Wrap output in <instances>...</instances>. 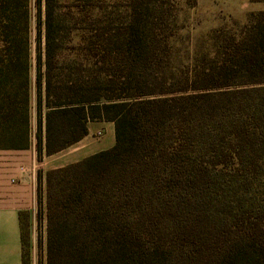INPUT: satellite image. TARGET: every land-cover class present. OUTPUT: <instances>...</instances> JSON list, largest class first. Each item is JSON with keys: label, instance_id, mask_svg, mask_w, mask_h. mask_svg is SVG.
<instances>
[{"label": "trees", "instance_id": "1", "mask_svg": "<svg viewBox=\"0 0 264 264\" xmlns=\"http://www.w3.org/2000/svg\"><path fill=\"white\" fill-rule=\"evenodd\" d=\"M62 1H32L31 57L30 0H0V150L34 141L41 161L114 125L110 149L37 173L46 264H264V10L181 71L162 66V0H128L123 20ZM161 80L182 87L146 98Z\"/></svg>", "mask_w": 264, "mask_h": 264}, {"label": "rangeland", "instance_id": "2", "mask_svg": "<svg viewBox=\"0 0 264 264\" xmlns=\"http://www.w3.org/2000/svg\"><path fill=\"white\" fill-rule=\"evenodd\" d=\"M32 1L29 2L31 57L34 52V9ZM162 1L168 10V22L174 26L173 29L166 31L168 41L172 43L171 52L173 55H170L165 61L163 60L162 66L170 65L181 71H186L185 61L194 52L207 53L216 48L217 43L208 39L210 33L218 30L224 32L236 30L246 22L248 13L264 10V3H250L249 0H196V6L193 8L187 3L188 0ZM127 6L128 0H87L83 3L75 0H63L60 10L68 14L67 11L73 12L75 8H78L83 13L89 14L97 8L106 9L117 12L119 18L123 20ZM63 35L62 53L70 55L74 53V50L70 49L68 45L71 35L66 32ZM32 75L33 72L31 71V79ZM161 82V86H153L152 83H147L144 90L146 93L151 92V95L145 97L165 96L164 93L153 94V92H159L161 89L177 90V88L182 87V85H177L172 88L164 80ZM111 143L112 137L108 133L101 141L100 147H110ZM46 227V220L39 222L38 218H35L32 224L24 225L25 264H46Z\"/></svg>", "mask_w": 264, "mask_h": 264}, {"label": "crops", "instance_id": "3", "mask_svg": "<svg viewBox=\"0 0 264 264\" xmlns=\"http://www.w3.org/2000/svg\"><path fill=\"white\" fill-rule=\"evenodd\" d=\"M102 135L97 137L96 134ZM112 137L110 147H100L105 135ZM115 143L114 125L110 122L88 124L87 135L74 146L37 160L34 141L25 150H0V264H24V225L46 220V196L42 173L81 161Z\"/></svg>", "mask_w": 264, "mask_h": 264}, {"label": "built area", "instance_id": "4", "mask_svg": "<svg viewBox=\"0 0 264 264\" xmlns=\"http://www.w3.org/2000/svg\"><path fill=\"white\" fill-rule=\"evenodd\" d=\"M101 135H102L101 132H98V133L96 134L97 137H100Z\"/></svg>", "mask_w": 264, "mask_h": 264}]
</instances>
